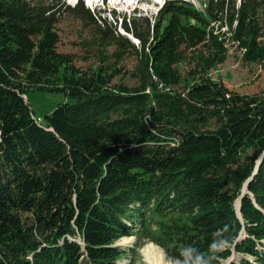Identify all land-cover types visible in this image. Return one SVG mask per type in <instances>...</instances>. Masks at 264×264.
I'll list each match as a JSON object with an SVG mask.
<instances>
[{"label":"trees","instance_id":"1","mask_svg":"<svg viewBox=\"0 0 264 264\" xmlns=\"http://www.w3.org/2000/svg\"><path fill=\"white\" fill-rule=\"evenodd\" d=\"M113 15L0 0V264H120L114 245L137 234L178 264H223L233 250L231 264H264V94L211 74L232 39L264 64V0ZM65 16L91 30L74 46L82 65L62 50ZM33 91L70 101L36 117Z\"/></svg>","mask_w":264,"mask_h":264},{"label":"rangeland","instance_id":"2","mask_svg":"<svg viewBox=\"0 0 264 264\" xmlns=\"http://www.w3.org/2000/svg\"><path fill=\"white\" fill-rule=\"evenodd\" d=\"M61 1L65 5L71 7H74L77 4V0ZM183 1L190 2L200 14L206 16V8L208 3H210V0ZM83 2L87 8H89L92 12H95V15L97 14L98 17H102V20H105L108 23H114L117 18L113 15L114 13L121 17L120 19H123L122 17L131 19L134 16L155 18L160 15H158L159 10L161 9L160 5H164L166 0H144L142 2H140V0H124V4L122 5H120L118 0H107L104 2H102V0H83ZM239 3L240 0H238V5ZM160 18L161 24L164 23L162 25H165L167 22L166 17L163 15ZM211 25L216 26L218 31L222 30L223 32H229L226 30L229 29V27L225 26L221 29V23L218 21L212 22ZM123 29L121 30L119 26V32H123L122 34L126 35L127 33L124 32ZM58 30L62 38V50L77 56V62L82 65L81 55H79L77 47L74 46L81 44L82 40L80 38L83 36H91L90 28L85 27L83 23L73 18L65 16L60 19ZM127 37L131 40V43L135 44L138 48H141V45L137 40H134L131 36ZM226 48L228 49V59L224 62V64H220V66L213 70L211 74H214L218 81H222L229 90L236 91L242 95L264 94V64L245 62L242 58V53L238 48V45L233 39L228 41ZM131 67L132 65H129V68ZM125 83L130 85L132 84V82L128 81ZM26 98L36 117L41 118H44L47 115H52L54 110L60 104H65L70 101L61 94L42 93L38 91L30 92ZM239 206L240 205L238 203L237 208H239ZM126 240H129L130 242L126 243ZM149 244L152 243L149 240L143 239L138 234L134 238L126 237L123 240L118 241L116 245L123 249L126 253V256L121 260V264H152L147 255L143 253L144 249ZM158 248L163 252L166 261L169 264H178L167 259L164 251L160 247ZM241 257L242 256L234 255L232 260L237 261L240 260ZM229 262L230 261H226V264Z\"/></svg>","mask_w":264,"mask_h":264},{"label":"bare ground","instance_id":"3","mask_svg":"<svg viewBox=\"0 0 264 264\" xmlns=\"http://www.w3.org/2000/svg\"><path fill=\"white\" fill-rule=\"evenodd\" d=\"M105 1H107V0H105ZM118 1H119L120 5L124 4L123 3L124 0H118ZM142 1H144V0H140V2H142ZM129 242H130L129 240H126V243H129ZM143 253L145 255H147V257L150 259V261H151L152 264H169L166 261V258H165V255L163 254V252L157 246H155L154 244L147 245L146 248L144 249Z\"/></svg>","mask_w":264,"mask_h":264},{"label":"water","instance_id":"4","mask_svg":"<svg viewBox=\"0 0 264 264\" xmlns=\"http://www.w3.org/2000/svg\"><path fill=\"white\" fill-rule=\"evenodd\" d=\"M261 161L262 160H260V162H259V164H258V166H257V169L256 170H258V168H259V165L261 164ZM251 180V179H250ZM247 193H248V183L245 185V187H244V190H243V195H242V197L240 198V200L237 202V203H239L240 204V206H239V208H237V212L238 213H240V211H241V201H242V199H243V197L245 196V195H247ZM243 235V234H242ZM230 262L228 263V264H230L231 263V261H232V259H230L229 260Z\"/></svg>","mask_w":264,"mask_h":264},{"label":"clouds","instance_id":"5","mask_svg":"<svg viewBox=\"0 0 264 264\" xmlns=\"http://www.w3.org/2000/svg\"><path fill=\"white\" fill-rule=\"evenodd\" d=\"M215 247V246H214Z\"/></svg>","mask_w":264,"mask_h":264}]
</instances>
